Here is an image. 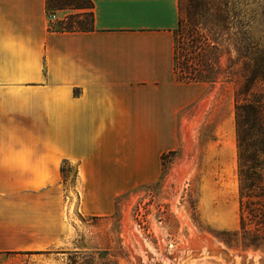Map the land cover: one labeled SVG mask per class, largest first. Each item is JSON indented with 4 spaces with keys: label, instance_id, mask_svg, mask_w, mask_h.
I'll return each instance as SVG.
<instances>
[{
    "label": "crops",
    "instance_id": "obj_1",
    "mask_svg": "<svg viewBox=\"0 0 264 264\" xmlns=\"http://www.w3.org/2000/svg\"><path fill=\"white\" fill-rule=\"evenodd\" d=\"M88 1L91 29L61 32L72 11L0 0V264H35L65 245L74 189L84 214L108 215L114 199L152 183L206 89L174 76L177 0ZM195 123L187 174L196 166L203 184L223 183L233 143L196 136ZM67 167L76 176L65 187Z\"/></svg>",
    "mask_w": 264,
    "mask_h": 264
},
{
    "label": "rangeland",
    "instance_id": "obj_2",
    "mask_svg": "<svg viewBox=\"0 0 264 264\" xmlns=\"http://www.w3.org/2000/svg\"><path fill=\"white\" fill-rule=\"evenodd\" d=\"M198 1L203 0H177L183 25L190 4ZM214 1L228 2V9L241 18L247 38L264 46V0ZM47 7L48 12L69 11L56 10L54 0H48ZM72 12L79 15L66 16L58 27H88L87 11ZM190 32L184 29L180 39L184 54L190 50ZM225 38L226 35L220 44L219 63L223 70L233 57L224 53ZM205 87L199 106L184 114V124L179 128L182 145L161 157L156 179L114 199L108 215L84 214L79 201L81 190L66 194L63 208L67 241L60 249L40 252L35 264H264V255L259 252L226 244L230 234L238 230L239 222L233 91L228 84L222 88L219 84ZM190 118L198 125L196 136L205 140L219 136L233 143L235 164L224 170L220 179L223 183L203 184L196 166L187 174L194 155L189 141ZM63 170L62 183L67 187L74 183L76 175L72 168Z\"/></svg>",
    "mask_w": 264,
    "mask_h": 264
},
{
    "label": "trees",
    "instance_id": "obj_3",
    "mask_svg": "<svg viewBox=\"0 0 264 264\" xmlns=\"http://www.w3.org/2000/svg\"><path fill=\"white\" fill-rule=\"evenodd\" d=\"M54 1L56 10L87 11L89 15L88 27L79 24L75 28L57 26L58 31L87 32L91 29L92 4L88 0ZM47 5L48 0L46 9ZM190 9L183 25L178 3L173 43L175 79L184 85L232 86L239 222L238 230L230 234L226 244L234 243L242 250L264 255V46L247 38L241 18L234 10L228 9V2L203 0L190 4ZM183 28L191 30L187 36L190 49L187 54H184L180 42L184 37ZM225 35L227 46L224 53L228 57L233 54V57L223 70L219 61L222 55L220 44ZM60 173L63 175V168Z\"/></svg>",
    "mask_w": 264,
    "mask_h": 264
},
{
    "label": "built area",
    "instance_id": "obj_4",
    "mask_svg": "<svg viewBox=\"0 0 264 264\" xmlns=\"http://www.w3.org/2000/svg\"><path fill=\"white\" fill-rule=\"evenodd\" d=\"M47 19H48V22H49L50 24H53V23L56 22V17H55L54 14H49V15L47 16Z\"/></svg>",
    "mask_w": 264,
    "mask_h": 264
},
{
    "label": "bare ground",
    "instance_id": "obj_5",
    "mask_svg": "<svg viewBox=\"0 0 264 264\" xmlns=\"http://www.w3.org/2000/svg\"><path fill=\"white\" fill-rule=\"evenodd\" d=\"M194 238V237H193ZM213 246H215V244H213Z\"/></svg>",
    "mask_w": 264,
    "mask_h": 264
}]
</instances>
